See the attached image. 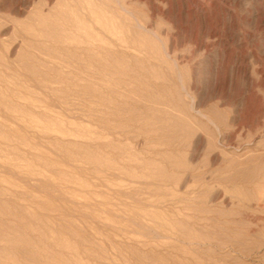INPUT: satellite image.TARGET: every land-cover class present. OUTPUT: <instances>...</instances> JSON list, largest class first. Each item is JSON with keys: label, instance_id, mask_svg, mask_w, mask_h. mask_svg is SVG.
Returning <instances> with one entry per match:
<instances>
[{"label": "rangeland", "instance_id": "1", "mask_svg": "<svg viewBox=\"0 0 264 264\" xmlns=\"http://www.w3.org/2000/svg\"><path fill=\"white\" fill-rule=\"evenodd\" d=\"M259 17L0 0V264H264Z\"/></svg>", "mask_w": 264, "mask_h": 264}, {"label": "bare ground", "instance_id": "2", "mask_svg": "<svg viewBox=\"0 0 264 264\" xmlns=\"http://www.w3.org/2000/svg\"><path fill=\"white\" fill-rule=\"evenodd\" d=\"M261 17H262V16H261ZM263 19H264V18H260V17H259L258 20H256V19H255V20L258 21V23H260V22L263 21Z\"/></svg>", "mask_w": 264, "mask_h": 264}]
</instances>
